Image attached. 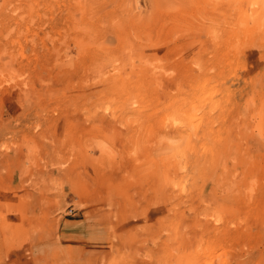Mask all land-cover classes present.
I'll use <instances>...</instances> for the list:
<instances>
[{
    "label": "rangeland",
    "instance_id": "1",
    "mask_svg": "<svg viewBox=\"0 0 264 264\" xmlns=\"http://www.w3.org/2000/svg\"><path fill=\"white\" fill-rule=\"evenodd\" d=\"M0 264H264V0H0Z\"/></svg>",
    "mask_w": 264,
    "mask_h": 264
}]
</instances>
